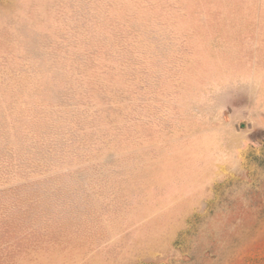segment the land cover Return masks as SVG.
<instances>
[{
  "label": "rangeland",
  "instance_id": "1",
  "mask_svg": "<svg viewBox=\"0 0 264 264\" xmlns=\"http://www.w3.org/2000/svg\"><path fill=\"white\" fill-rule=\"evenodd\" d=\"M0 264H264V0H0Z\"/></svg>",
  "mask_w": 264,
  "mask_h": 264
}]
</instances>
